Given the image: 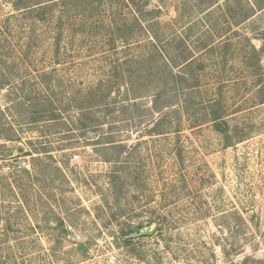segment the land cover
Wrapping results in <instances>:
<instances>
[{"label":"rangeland","instance_id":"374dc122","mask_svg":"<svg viewBox=\"0 0 264 264\" xmlns=\"http://www.w3.org/2000/svg\"><path fill=\"white\" fill-rule=\"evenodd\" d=\"M42 1L0 0L10 264H264V0ZM160 51L200 67L180 136ZM215 104L228 135L191 128Z\"/></svg>","mask_w":264,"mask_h":264},{"label":"trees","instance_id":"16d2710c","mask_svg":"<svg viewBox=\"0 0 264 264\" xmlns=\"http://www.w3.org/2000/svg\"><path fill=\"white\" fill-rule=\"evenodd\" d=\"M59 0H47V1H42V2H37L36 6H38V8H41L42 10H44L45 8H50L54 5H56V3H58ZM60 1H65V0H60ZM131 5H133V7H135L137 9V11H142L147 5L148 2L146 0H131ZM263 41V48H262V52H263V57L264 58V39H262ZM228 42H224V46L225 44H227ZM252 46V50L250 52V54L252 56H257L259 59V54L257 53L255 47L251 44ZM205 49H207L209 52H215L218 48H216L215 46H207ZM220 49V47H219ZM162 55V56H161ZM159 56L162 60V66L165 68V73H166V77L167 79H169L170 81H172V85L175 89L179 88L181 91V97L178 99L177 103L175 104L177 106L176 110H170L168 112V115L163 116V119L167 118L168 116H170V114H175V116H177V130L174 132L177 135H181L182 130H180V128L182 127V118L184 115H188L189 114V109H190V104H189V99L190 96L194 93V91H200L201 86H200V67L196 68V63L197 60L196 58H194V56H186L184 57L182 60H178L177 62H175L174 60H170L167 57H165L163 55V52L160 51L159 52ZM174 61V62H173ZM180 68L178 71L179 72H175V69ZM190 81H194V85L191 84H186L187 82ZM185 83V84H184ZM256 84L258 87V90L254 92L253 94V101H251V103L254 106H258V105H264V75H259L257 80H256ZM172 95V94H170ZM93 96V95H92ZM249 102H247L248 104ZM244 104V102H243ZM243 104H241V106H239L238 108H236L234 111H229L226 108L223 107H218L221 104L217 105H213L210 106L208 110H206L205 115H204V119L201 122H194L193 123V129H197L200 128L204 125H212L214 127V129L216 131H218L219 133H223L224 135H228V129L230 128L229 126V122L228 119L233 116H237L239 115L242 110H243ZM246 104V105H247ZM162 111V110H161ZM171 115V116H172ZM156 126H158L156 124ZM160 126V125H159ZM192 126V124L190 125ZM166 134L170 133V132H165ZM9 190H11V188L9 187ZM25 199V198H23ZM26 201V200H24ZM24 202L22 204V206L20 205L18 208V211L15 212L16 214L18 213H22V215L26 216L27 215L25 213V209H24ZM4 215L7 218H2L0 219V221L2 223H0V264H10V262L8 261L10 258V253L9 251L11 250V242H15V247L26 250L25 248V244H26V240L22 237H18V236H13L10 234V231H12L14 229L13 224L11 223V217H10V213H3L1 214L0 212V217ZM2 225V228H1ZM38 225V224H37ZM61 225L64 226V223L61 222ZM39 226V225H38ZM144 227L139 225L138 229L139 231L137 232V234L140 233V231L143 229ZM30 229L32 231L36 230L37 227L36 226H32L30 224ZM132 235V232L125 234V242L126 243H130L133 241L134 238L130 237ZM141 236H147V235H141ZM35 238H37L38 236H34ZM85 247L84 244H80L79 248L83 249Z\"/></svg>","mask_w":264,"mask_h":264},{"label":"water","instance_id":"95a60500","mask_svg":"<svg viewBox=\"0 0 264 264\" xmlns=\"http://www.w3.org/2000/svg\"><path fill=\"white\" fill-rule=\"evenodd\" d=\"M153 232V230H150L149 227L147 228H143L139 234L135 233L133 235H131L130 237L132 238H135V237H138V236H141V235H149Z\"/></svg>","mask_w":264,"mask_h":264}]
</instances>
